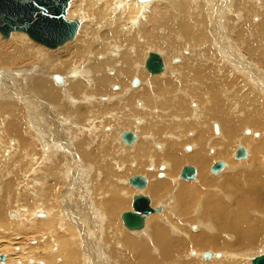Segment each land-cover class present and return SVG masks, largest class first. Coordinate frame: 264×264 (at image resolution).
Masks as SVG:
<instances>
[{
	"label": "bare ground",
	"instance_id": "6f19581e",
	"mask_svg": "<svg viewBox=\"0 0 264 264\" xmlns=\"http://www.w3.org/2000/svg\"><path fill=\"white\" fill-rule=\"evenodd\" d=\"M186 4L192 15L188 28L173 25L178 18H175L172 24L165 16L155 11V8L159 7L157 5H160L165 10L177 14L179 9H185ZM200 5L201 3L196 0H150L144 3L137 0H77L74 8L77 13L71 16L72 19L78 21L85 16L88 23H95L96 18H93V14L103 8L102 11L105 12L103 18L110 17L114 21V26L117 17L120 21H125L117 24L112 37L120 43H112V46H108L107 43L105 51H100V54L88 47L84 55L76 51L61 57L62 65H66L69 60L85 58L80 63L83 67L72 65L63 75H58L62 79L61 83L55 82L53 73L46 71L40 64L21 68L23 65L21 60L25 59L27 52L30 49H36L35 46L30 47L28 45L30 42H27L25 38L16 37L18 40H15L9 35L8 40L4 42L0 40L2 56H0V127L3 129L6 127L10 135L19 138H14L16 145L22 148L21 154L24 155L26 152L30 155L28 163L36 176H39L38 181H35L36 192L28 195L27 200L30 203L29 201L21 202L20 195L14 193L10 196L6 195L5 203H16L14 205L19 206L20 210H27L40 224L44 225L45 229V232L37 233L40 239L45 240L42 245L39 244L44 246L43 250H39L37 244L28 252L23 250L19 252L21 244L18 243L20 248L12 252L9 250L12 244L0 245V253L4 252L5 255V264H15L16 259L19 264H30V261L31 264H178L179 260L180 264H184L183 260L189 259L202 264H240L236 258L238 255L235 258L229 256L230 253L227 255L229 249L236 250L244 245L254 246L262 238L264 222L261 221L263 223L261 225L257 223L258 221L255 222L259 225L253 228L254 219L247 214L248 207H254L253 204L247 205L240 201L232 214L226 207L217 204L218 199H214L212 195L207 201V195L200 193L202 196L198 195L196 206L191 207L190 203L194 201H187L186 194L194 196L195 193L189 185L181 182L182 168L178 171L184 163H192L197 169L194 167L195 177L189 181L196 183L199 176L200 186L209 183L213 188L211 192L223 195L219 188H214L212 180L221 178L223 173L234 172L238 166H244L253 171L252 176L250 175L253 187L249 188L264 189V177L253 170L258 167V170L255 168L257 171L264 172V155L262 154L264 145L258 147L252 144L253 141L251 142L253 137L260 139L256 130L264 127V0H219L218 12L215 16L212 15L210 6L204 12ZM180 18L183 16H179ZM203 21L206 23L204 26ZM163 23L168 26L165 30L161 29ZM102 26L106 28L112 25L106 22L98 24L99 29ZM202 30L205 31L204 34H201ZM125 33H129L131 37L122 40ZM111 36L112 29L104 31V41L109 40ZM177 39L180 45H176ZM94 41L99 43L98 45L104 42L101 41L100 36ZM198 45H202L203 48ZM144 46L148 47L144 49L145 52L142 51ZM155 51L160 53L164 70L158 75H150L146 72L144 63L148 53ZM29 53L36 58L40 56L33 50ZM91 60L99 63H91ZM135 79L138 80L137 86L132 85ZM6 80H11L15 87L2 88L1 84ZM50 82L53 87L50 86ZM114 83L118 85H113ZM139 83H141L140 86ZM15 88L19 92L15 91ZM55 91L63 94V101L72 109L71 111L61 113L62 107L57 103ZM150 100H153L152 103ZM185 100H190L189 105ZM46 102H50V105L47 106ZM79 103L85 106L97 105L99 111L96 113L80 107ZM155 103L159 104L160 110L154 107L153 113L157 111L163 113V119L170 117L172 123L178 125L194 123L193 127L196 131L190 130L192 126L183 127V129H175L173 131L175 134L172 135L166 132L162 124H159L160 131L158 130L155 135L149 133L151 129L146 126V123L152 122V119L148 106L152 104L154 106ZM109 105L118 110H110ZM255 105L258 107L256 108ZM186 110H189L187 117H172L182 115L187 112ZM84 113L85 117H83ZM95 122H102L100 128L94 127ZM110 122L115 123L119 129V137L124 131L133 132L135 126L140 128L141 136L139 137L135 130L133 132L136 135L135 141L123 148L120 138L111 135L108 138L109 144H106L103 149L119 146L123 150H133L139 143L147 142L153 150L151 152L145 150L148 155H145L147 164L144 163V167L137 162L138 158H134L133 163L129 165L123 164L127 162L123 159L124 157H118L121 163H114L115 169H111V177L108 178L100 170H95L93 166H84L79 153L82 154L83 151L84 154H88L86 155L88 157L89 150L99 142V134L103 131L111 132ZM129 124L132 125L127 129L126 126ZM215 126L217 132L215 129L211 130ZM245 128L252 130L246 133L248 137L242 134ZM78 134L82 135L83 140L90 139L85 147L80 138H77ZM146 134L148 135L143 136ZM25 135L28 141L24 139ZM232 140L237 147L244 145L247 153L245 158L235 159L234 150H229ZM181 149L185 155L182 154ZM1 151L5 150L1 149ZM98 156L97 160L101 167L111 166L115 158L114 154L105 155L102 158L101 155ZM253 157H258L260 160L256 161L257 159L254 160ZM66 158H70L72 163L67 162ZM233 158L241 162H234ZM161 159L164 161L163 165H161ZM219 160L223 162L224 167L218 173H212V165ZM23 164L26 166L25 163ZM57 164L59 166L57 174L63 184L59 195L56 172L49 170ZM141 167L149 172L147 176H144L147 179V185L142 190L130 186L128 184L130 177H126L141 173ZM224 169L225 172L220 173ZM207 170L217 176L209 179ZM101 173H103L102 176H96ZM19 174L21 169L20 173H16L13 177L14 181L9 178L7 182L0 183V190L7 188L8 184H15V178ZM92 174L97 181L105 183V188L101 186L98 191L102 192L100 199L103 202L99 207H102L103 211H100L99 207L93 203L94 199H87L81 194L79 196L76 191L77 183L83 180L81 178L86 176L89 181ZM152 175L154 176L151 177ZM184 181L189 184V181ZM146 191L154 198H157L161 192H165L154 202L149 197L151 207L159 210L145 218L142 230L131 231L123 226L121 218L118 221V215L124 210L131 209L133 196L145 195ZM43 192L48 197L53 193L52 199L59 205L54 202L51 204L52 209L46 208L43 204ZM3 194L4 191L2 196ZM95 195L93 196L96 197ZM224 198L225 201H231L229 197L224 196ZM181 201L182 204H178ZM40 203L44 208L40 211L33 210ZM168 206L171 209L169 213L166 212ZM185 206L186 211L183 209ZM210 211L218 221L204 220L209 217ZM255 213L256 216L262 214ZM9 216L12 219L18 218L16 212L7 210L6 214H3L1 210V233L5 232L4 225L9 226V223L12 226L15 223L14 231H19V234L31 230L33 222L27 226H21V223L9 220ZM151 218H154L155 222L149 226L148 221ZM184 220L189 222L185 223ZM120 223L123 229L138 236L137 242L130 240V237L124 234L128 232L123 230V233L119 229ZM246 223L247 230L242 227V224ZM184 228L197 230L193 232L194 234H207L193 241V247L196 250H190L189 255L186 256L181 254L187 248L186 243L175 240L184 235ZM232 232L235 234L231 235ZM61 234L65 239L61 238ZM82 244L86 245L84 250L86 254L82 253L81 256L79 249L83 248ZM203 246L212 249L209 252L210 259L202 258L200 251H203L201 248ZM2 248L5 251H2ZM23 249H26L25 246ZM126 249L131 251L129 256L126 255ZM36 253H42V255ZM152 253L157 260L150 258ZM12 254L16 257H11ZM242 256L249 258V261L253 258L246 251Z\"/></svg>",
	"mask_w": 264,
	"mask_h": 264
},
{
	"label": "rangeland",
	"instance_id": "374dc122",
	"mask_svg": "<svg viewBox=\"0 0 264 264\" xmlns=\"http://www.w3.org/2000/svg\"><path fill=\"white\" fill-rule=\"evenodd\" d=\"M198 3H201L200 5V8L205 11H207V8L210 6L212 8V15L215 16L217 15V12H218V4H219V0H196ZM77 5V0H70L69 3H68V8L66 9V13H65V18L68 20V21H73V20H76L77 19H72L71 16L72 15H75L77 13V11H75V6ZM159 7L155 8V11L161 15V16H165L166 19H168L172 24H173V20L175 18H178V21L173 24V25H178L180 27H183V28H188L190 27V18H191V10L189 8V6L186 4L184 7L185 9L184 10H181L179 9L178 13L177 14H174V13H171L167 10H165L163 8V6H160V5H157ZM195 10H197L196 8H194ZM102 9H100L99 11H97L96 13L93 14V18H96V22L95 23H88L87 22V18L85 16H83L80 20L78 19V22L80 23V26L77 30V33L74 37L73 40H71L70 42H67L66 44L60 46L59 48L55 49V50H50V49H47L45 48L44 46L42 45H39L37 43H35L34 41H32L25 33L23 32H12L10 34V37L14 38L15 40H18L16 39V37H21V38H25L26 41L30 42L28 45L30 47H34L36 49H30V50H33V52L35 53H39V57L36 58V57H33V55H30V53L28 54V52H30V50L27 52V55L25 57V59L21 60V64L22 67L21 68H25V67H28V66H38V64H40L46 71L50 72L51 74L53 73V75H63L64 72L66 70H68L72 65L74 66H82L80 63L83 61V59L85 58H82L80 60H69L68 63L66 65H62L61 64V57H64L72 52H78V53H81L82 55L85 54L86 50L88 49V47H90L92 50L98 52V54H100L101 52L100 51H105L106 47L105 46L107 43H108V46H112L113 44L112 43H120V41H116V40H113V34L115 33V29L117 28V24L119 22H124L125 20H119L117 17L116 18V24L114 26V21L110 18V17H105L103 18V16L105 15V12L102 11ZM201 12V11H200ZM151 13H152V10H151ZM89 14V13H88ZM179 16H183V18H180L179 19ZM71 18V19H70ZM100 18V19H98ZM98 19V20H97ZM101 22H106V24H110L112 25L111 27H104L102 26L101 29H99L98 27V24H100ZM206 23L203 21V26L205 25ZM92 25V26H90ZM114 27V28H113ZM95 29V31H93V29ZM168 28L167 24L166 23H163L161 24V29H166ZM264 28V27H263ZM112 29V36L109 40L107 41H104V37H103V33L104 31L106 30H111ZM93 31V32H92ZM205 31L202 30L201 31V34H204ZM263 33H264V29H263ZM98 36H100V39L101 41H104L102 45H98L97 43H95L94 39L97 38ZM131 37V35L129 33H125V37L122 38V40L124 39H129ZM0 40H2V42L8 40V39H3L1 34H0ZM105 43V44H104ZM111 45H110V44ZM124 45V44H123ZM176 45H180V41L177 39L176 40ZM198 46H201L203 48L202 45H198ZM148 47L144 46L142 48V51H144V49L146 50ZM21 50H22V47H21ZM156 52V51H155ZM159 51H157L156 53H158ZM185 52V51H184ZM160 54V53H159ZM36 54H34L35 56ZM1 56V55H0ZM188 56V55H186ZM2 57V56H1ZM92 62H97L99 63L98 61H95V60H91V63ZM178 64V62L176 63ZM176 64H172V65H176ZM20 67V66H19ZM103 67H101L102 69ZM106 74V72H105ZM146 74V73H145ZM162 75V74H161ZM147 77L151 78V76H149L148 74H146ZM63 77V76H62ZM37 79H40V78H37ZM138 79V78H137ZM139 82H140V79H138ZM51 87H53V84L50 82L49 83ZM141 83H139V86H140ZM235 83H233L234 85ZM113 85H118L117 83H114ZM2 88L3 87H9V86H14L13 82L11 80H6L5 83H2L1 84ZM71 86V84L69 85V87ZM15 87V86H14ZM138 88V87H137ZM16 89V88H15ZM135 89V88H133ZM234 89V88H233ZM17 92H19V90H15ZM55 94L57 96V103L58 105H60L62 107L61 109V113H65V112H69L71 111L72 109L67 107L66 103L63 101V94L61 93H58L55 91ZM27 96H31V95H27ZM82 98V97H81ZM79 98V99H81ZM14 100V99H13ZM195 101H199L197 99H193ZM237 98H236V102H237ZM153 100H150V102L152 103ZM186 103L189 105L190 103V100H185ZM4 102H9V100H4ZM46 105H50V102H46ZM111 105V104H110ZM109 105V106H110ZM29 106V105H28ZM80 107H83V108H86L88 110H93L95 111L96 113H98L99 111V108L97 105H92V106H85V104H80L79 105ZM148 110H150V115H151V119H152V122H148L146 123V126L150 127V131L149 133L155 135V133L159 130V127L160 125L159 124H162L166 130V132H170L172 135L175 134V129H183V127H190L192 126V128L190 130H195L196 129L193 127L195 126L194 123H187V124H183V125H178L176 123H172L171 121V118H167V119H163V113H160V112H154L153 113V109L155 107L156 110H160V106L159 104H153L152 105H149L148 106ZM255 107L257 108L258 105H255ZM21 108V107H20ZM110 108V110H115L118 108L114 107V106H110L108 107ZM152 111V112H151ZM187 112L183 113L182 115H179V116H172V117H177V118H185L189 115V110H186ZM262 111V110H260ZM86 113V111H85ZM85 113L83 114V117H85ZM156 114V115H155ZM159 114V115H158ZM153 116V117H152ZM158 116V117H156ZM161 116V117H160ZM149 118V116H148ZM161 120H159V119ZM155 119V120H154ZM100 120V119H98ZM160 122H159V121ZM89 121V119H88ZM156 121V122H155ZM178 121H180V119H178ZM213 121H216V120H213ZM101 123V124H100ZM111 123V132H108L106 133L105 131H103V133H100L99 136V142L97 143V145H95L91 150H89V156L86 157V155L88 154H84V152L82 151L80 154L79 153V157H80V160L82 161V163L84 164V166H93V168L95 170H100L101 172H103L108 178L111 177V173H112V170L115 169V166H114V163H121L118 161V157H124L123 159L126 160L127 162L126 163H123V164H132L133 162V159L134 158H138L137 159V162L143 166L144 163H146V159H145V155H148L145 153V150L146 151H152V147L150 146L149 143L147 142H142V143H139V145H137L133 150H123L121 149V147L119 146H115V147H107V148H104L103 147L106 145V144H109L108 143V138L112 135L113 137H119V134H120V131L119 129L116 127L115 123L113 122H110ZM82 124V123H81ZM94 127L95 128H100V126L102 125V122H95L94 124ZM98 125V126H97ZM132 124H129L127 125V129L128 126H130ZM134 125V124H133ZM92 126V125H91ZM135 126V125H134ZM139 129L138 127L135 126L134 128V131L136 130L138 136L140 137V133H139ZM246 130L244 131L243 136L244 137H248L247 134H246V131H252L250 128H245ZM187 130V129H186ZM212 131H214V128L211 129ZM263 130V131H262ZM133 131V132H134ZM160 131V130H159ZM261 132V134H259ZM145 133V132H144ZM169 133V134H170ZM256 134L260 135V139H256V138H252L251 142L252 144H255L256 146L259 147V145H264V127L261 128V130H256ZM148 134L146 135H143V136H147ZM80 136V137H79ZM250 136V135H249ZM262 136V137H261ZM158 137V136H157ZM14 138H18L16 136H12L8 133V130L7 128L5 127V129L1 128L0 127V183H5L9 180V178H12V181H14V178L16 176V173H20V169H21V174H19L18 177L15 178V184L11 183V184H8L7 188H4V189H1L0 190V212L1 210H3V214H6L7 210L8 212H16L18 214V218L17 219H12L10 216V219L11 221L13 222H19L21 223V226H27L29 225L30 222H33V225H32V228L31 230L29 229V231H27V233H24V232H21V234H19V231L15 232L14 230L16 229V225L15 223H13L14 225L12 226L11 223H9L10 225L9 226H6L4 225L3 228H5V232L0 231V245H4L6 244L7 246H10L11 244V248H9L10 251L12 252H16V250H18V243L21 244V248L19 249V252L20 250H23V251H26L28 252L29 250L32 249V247L36 246L38 244V248L39 250H43L44 246H41L43 244V242L45 240H42L40 239V237H38V232H45V229H44V225L40 224L38 220H36L35 216L32 215L31 213H28L27 210L26 211H22L20 210L17 205H14V204H8V203H5V197L6 195H11V193H14V194H17V195H20L21 197V202L25 203V201H29L27 200L28 199V195L29 194H34L37 190V178L39 177L38 175L36 176V174L34 173L33 171V168L30 167L29 163H28V158L30 155H27L26 152H24V155L21 154V150L22 148H20L18 145H16V142H15V139ZM77 138H80L81 140V143L83 145V147H85L88 142L90 141V139L88 138H85L83 140V137L81 134H78L77 135ZM82 138V139H81ZM19 139V138H18ZM24 139L28 141V137L27 135L24 136ZM160 139V137L158 138ZM263 139V140H262ZM83 140V141H82ZM261 140V141H260ZM14 141L15 143L12 144L11 142ZM256 141V142H255ZM64 142V141H63ZM172 142V141H171ZM243 142V141H241ZM176 143V142H174ZM262 143V144H261ZM176 144H179L180 143H176ZM122 147L123 148H126L125 145L123 143H121ZM124 145V146H123ZM241 146H244V145H241ZM255 146V147H256ZM255 147H252L253 149ZM29 148V146H28ZM120 148V149H118ZM1 149H4L5 151H1ZM46 149V147H45ZM235 149H237V144L234 143V141L232 140L229 144V150L230 151H233L235 152ZM117 150V151H116ZM142 150H144V152H142ZM88 152V151H87ZM120 152V153H119ZM181 152L183 155H185L183 153V150L181 149ZM185 152V151H184ZM112 154L115 155V158L112 162V165H108V166H103L101 167V165L99 164L98 160H97V156L98 155H101V158L105 155H108V156H111ZM262 154L264 155V151L262 152ZM153 156V155H151ZM262 156V155H261ZM85 157V158H84ZM99 157V156H98ZM154 157V156H153ZM234 157V156H233ZM99 159L100 161L102 159ZM155 158V157H154ZM160 158H162V156H160ZM156 159V158H155ZM252 159L258 161V157L255 158L253 157ZM263 159H264V156H263ZM151 160V159H150ZM157 160V159H156ZM260 160V159H259ZM66 161L69 162V163H72L71 159L70 158H66ZM158 161V160H157ZM220 161V160H219ZM233 161L234 162H241V161H235L234 158H233ZM22 162V163H21ZM161 165H163V160L161 159ZM216 162V161H215ZM25 163L26 166L23 164ZM105 163V162H104ZM214 163V162H213ZM212 163V164H213ZM24 166H23V165ZM89 164V165H87ZM147 164V163H146ZM211 164V165H212ZM28 165V166H27ZM150 165V164H149ZM187 165H190V166H193L197 169V167L195 165H193L192 163H184L182 166L179 167L178 171L180 170V168H183L184 166H187ZM210 165V167H211ZM151 166V165H150ZM149 166V167H150ZM25 167V168H24ZM131 167V166H130ZM142 167L140 168V170L142 171L141 173H136L135 175L133 176H147V174L149 172H147L146 170L144 171V169H142ZM209 167V169H210ZM27 168V169H26ZM59 168L58 164L49 169V170H54L56 172V176H57V179H58V183H57V186H58V191H57V194L59 195V190L63 187V184L61 182V178L59 177V175L57 174V169ZM131 168H134V167H131ZM257 168L258 170V167H255ZM253 169L256 173H258L260 176L264 177V172H262L261 170L257 171L256 169ZM22 169H25V170H22ZM112 169V170H111ZM226 169V168H225ZM225 169L223 171H221L220 173H223L225 172ZM30 170H32V172H30ZM23 171H24V174H23ZM151 172V171H150ZM25 173H27V175H25ZM101 175H96L98 177L102 176ZM178 173V172H177ZM219 173V174H220ZM100 174V173H99ZM207 174L209 175V179H213L211 177L213 176H217V175H212L210 173L209 170H207ZM224 175L219 178V179H213L212 180V183H213V186L214 188H219L222 192H223V195L220 194V193H213L211 192L212 191V186L207 183L205 186L202 185L200 186L198 184V181H199V176H198V179H197V182L196 183H191V181H189V184L188 182L184 181V180H181V182L183 184H187L189 185L192 190H193V193H195L194 196H190L188 194L187 195V201H194V203H190L191 204V207L192 206H196L195 205V202L197 200V198L199 196H202L203 194H206L207 195V201H208V197L210 195L213 196L214 199H218L216 200L217 204H219L220 206H223V207H226L232 214H234V210L237 209L240 201H243L245 202L247 205H250V204H253L254 207L252 206H249L248 209H247V214L253 218L254 220V223L257 222V223H260L263 224L261 221L264 222V218H262V216L264 215V189H262V187L260 188H255L254 190H251L253 185L250 181V178L253 174V171L248 169V168H244L241 167V166H238L236 167V170L234 172H226V173H223ZM245 175V176H244ZM251 175V176H250ZM114 176H115V173H114ZM132 175H128L126 176L127 178L128 177H131ZM154 175H152L151 177H153ZM179 176V175H178ZM22 177V178H21ZM26 177V178H25ZM31 177V178H30ZM34 177V178H33ZM84 177V178H83ZM81 179L83 180H80L77 184V189L76 191L79 193V196L81 194V196L84 195V197H86L87 199L88 198H91V199H94L93 200V203H95V205H97L99 207V205L103 202L101 201L100 199V193L102 195V192H98L99 189L101 188V186H103L102 188H105V183L103 182H99L97 181L95 178H94V174L91 175L90 177V180L88 181V178H86V176H83ZM30 178V179H29ZM197 178V176H196ZM195 178V180H196ZM245 178V179H244ZM18 179V180H17ZM33 179V180H32ZM17 180V181H16ZM76 180V179H75ZM194 180V181H195ZM247 180V181H246ZM36 181V182H35ZM77 181V180H76ZM246 181V182H245ZM88 182V183H87ZM247 183L249 185H247ZM89 184V185H88ZM92 185V186H91ZM247 185V186H246ZM252 185V186H250ZM65 186V185H64ZM84 188H82V187ZM90 188H89V187ZM258 186V185H256ZM79 187V188H78ZM129 187V186H128ZM251 189H250V188ZM82 188V189H81ZM86 188V189H85ZM129 188H132V187H129ZM169 188V187H168ZM205 188V189H204ZM81 189V190H80ZM262 189V190H261ZM134 190V188H133ZM4 191V194L2 196V192ZM80 191V192H79ZM136 191V190H134ZM198 191V192H196ZM56 192V190H55ZM90 192V194H88ZM165 191L161 192V194L157 197V198H154L150 193H148V191H146L145 195L152 198L153 202L158 199L159 197H161L163 194H164ZM251 192V193H250ZM23 193V194H22ZM94 193V194H93ZM98 194L97 196L95 194ZM200 193L202 195H200ZM89 195V196H88ZM93 195H95L96 197H94ZM144 195V194H143ZM199 195V196H198ZM42 196H43V204L46 208H50L52 209L53 206L51 205L52 203L55 202V204L58 202L57 201H54L52 198L54 196V194L52 193L50 197L46 196V193L43 192L42 193ZM224 196L225 197H229L231 199V201H225L224 199ZM251 196V197H250ZM56 197V195H55ZM94 197V198H93ZM224 198V199H223ZM97 199V200H96ZM179 198H177L178 200ZM84 200V198H83ZM97 201V202H96ZM128 201V200H127ZM206 201V200H205ZM213 202V201H212ZM211 202V203H212ZM28 203V202H26ZM30 203V201H29ZM98 203V204H97ZM175 203V202H174ZM173 203V206L175 205ZM34 204H35V201H34ZM33 204V205H34ZM178 204H182V201L181 202H178ZM193 204V205H192ZM59 205V204H58ZM44 206L42 205V203L38 204L37 206H35L33 208V210L35 211H40L41 209L44 208ZM96 206V207H97ZM160 206V204L158 205ZM97 207V208H98ZM190 207V208H191ZM256 208V209H255ZM98 209H100V211L102 210V207H99ZM184 211L187 210V207H183ZM10 210V211H9ZM131 210V209H130ZM129 209H127V211H130ZM258 210V211H257ZM260 210V211H259ZM103 211V210H102ZM126 210L122 211L119 213V220L120 221V216L123 212H125ZM204 211V210H203ZM257 214H261L256 216V213ZM166 212L169 213L171 212V209L170 207L168 206L167 209H166ZM255 213V215H254ZM190 215V214H189ZM188 215V216H189ZM7 216V215H6ZM166 216V215H165ZM164 216V220H166V217ZM187 216V217H188ZM214 217V218H213ZM261 218V219H258V218ZM161 220V219H160ZM204 220H211L214 222V220L216 221L217 218L216 216L212 213V211H210V214H209V217H206ZM218 221V220H217ZM149 226H152L155 222V219L154 218H151L149 221ZM185 223L189 222V221H186L184 220ZM38 223V224H37ZM114 223V224H113ZM112 224L115 228L116 226V222L114 221ZM252 223V225L254 224ZM156 224V223H155ZM218 224V222H217ZM8 225V224H7ZM259 225V224H257ZM256 223L255 225H253V228H255L256 226ZM21 226H17V228H21ZM35 226V227H34ZM37 226V227H36ZM242 227L247 230V223L245 225L242 224ZM7 229V230H6ZM122 232L124 230V232H128L130 234H126L124 233L125 235H127L128 237H130L129 239L130 240H133V241H138V236H134L132 234L134 233H131L129 231H127L125 228L123 229L122 226H121V223H120V228H119ZM23 231V229L21 230ZM144 232V231H143ZM142 232V233H143ZM193 232H197V230H189L187 228H184V235L182 237H178V238H175V240H178L180 242H183V243H186V249L181 253V254H184L185 256L186 255H189V252L190 250H196L194 247H193V241L197 238V237H203V236H206L207 234L205 233H196L194 234ZM234 232L230 233L231 235H234L233 234ZM37 235V236H36ZM16 237H20V238H16ZM61 238H64L65 237L63 236V234H61ZM37 239V241H36ZM32 240V241H31ZM41 240V241H40ZM35 241V242H34ZM192 241V242H191ZM29 244V245H28ZM41 244V245H39ZM23 246V247H22ZM25 246L26 249H23ZM83 248H80L78 251L80 253V255L82 256L83 254H86L85 253V248H86V245H83ZM264 235L262 236V238H260V240L258 241L257 244H255L254 246H242L236 250H231L229 249L228 251V254L229 253L231 255L232 258H235L236 255H238V257H236L240 264H250V261L248 260L249 258H246L244 256H242L243 252H248L250 253L253 257L261 254V253H264ZM203 249V251H200L202 253H205V252H210L212 251V249H208L206 246H203L201 247ZM83 249V250H82ZM82 250V251H81ZM263 250V251H262ZM2 251H5L3 248H2ZM198 251V250H197ZM220 251V250H219ZM4 252H1L0 254H3ZM83 253V254H82ZM131 253V251L129 249H126V255L129 256V254ZM236 253V254H235ZM15 254V253H13ZM11 255V257H16L14 255ZM18 253H16L15 255H17ZM37 255H42V253H36ZM235 254V255H234ZM257 254V255H256ZM151 259H156V256L152 253L151 256H150ZM242 258V259H241ZM91 259V258H90ZM235 259V260H237ZM242 260V261H241ZM35 261V260H34ZM160 261V260H158ZM184 261V264H202L201 262H198V261H194L192 259H189V260H183ZM203 261V260H202ZM19 264L18 260L16 259V262L15 264ZM31 264V261L29 262ZM34 264V263H33ZM180 264V260H179V263ZM227 264V263H225Z\"/></svg>",
	"mask_w": 264,
	"mask_h": 264
},
{
	"label": "water",
	"instance_id": "95a60500",
	"mask_svg": "<svg viewBox=\"0 0 264 264\" xmlns=\"http://www.w3.org/2000/svg\"><path fill=\"white\" fill-rule=\"evenodd\" d=\"M70 0H0V34L7 39L11 32H23L33 40L48 49H55L72 40L79 27L76 20L68 21L65 18L66 9ZM144 3L150 0H137ZM144 68L150 75H158L163 72L164 64L158 53L150 52L144 63ZM53 80L61 83L58 75ZM138 85V80L132 82ZM217 132V127L215 126ZM248 133V131H246ZM120 141L124 145H131L135 139V133L124 131L120 135ZM247 155L243 146H238L235 151V159H243ZM224 167L223 162H215L211 167L212 173H218ZM196 169L193 166H184L180 171V178L193 180ZM128 184L135 189H144L147 179L144 176H132ZM151 207L150 199L145 195H135L132 198L131 210L121 214L123 226L131 231H140L145 224V218L158 211ZM209 252L202 253L203 259H210ZM5 255L0 254V264H5ZM251 264H264V253L251 259Z\"/></svg>",
	"mask_w": 264,
	"mask_h": 264
}]
</instances>
